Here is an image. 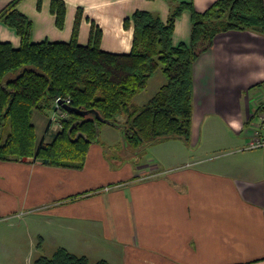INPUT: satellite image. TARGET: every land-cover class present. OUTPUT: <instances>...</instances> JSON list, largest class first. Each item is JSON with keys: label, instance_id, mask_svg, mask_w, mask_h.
Returning a JSON list of instances; mask_svg holds the SVG:
<instances>
[{"label": "crops", "instance_id": "obj_1", "mask_svg": "<svg viewBox=\"0 0 264 264\" xmlns=\"http://www.w3.org/2000/svg\"><path fill=\"white\" fill-rule=\"evenodd\" d=\"M11 1L0 0V12ZM38 1L18 4L33 21L34 41H70L82 9L80 43L90 42L95 22L103 30L102 48L115 53L132 50L134 24L127 27L125 20L137 10L158 13L167 22L172 9L168 0H64L66 21L59 27L52 0H43L41 8ZM178 1L205 11L216 0ZM191 21L190 10L177 18L175 44L190 42ZM0 42L19 48L21 37L0 21ZM193 73L190 146L230 151L194 162L161 158L163 170L154 160L135 165L121 128L110 125L116 129H107L106 143L102 126L82 169L39 159L0 160V223L34 225L43 239L40 248L33 244L38 256L52 257L63 247L92 264H264V149H245L256 128L255 107L264 103V85L257 86L264 81V34L219 33ZM159 88L152 96L145 89L135 104H146Z\"/></svg>", "mask_w": 264, "mask_h": 264}, {"label": "trees", "instance_id": "obj_2", "mask_svg": "<svg viewBox=\"0 0 264 264\" xmlns=\"http://www.w3.org/2000/svg\"><path fill=\"white\" fill-rule=\"evenodd\" d=\"M20 1H11L0 12V21L21 37L19 48L0 42V160L8 162L39 159L49 166L82 169L103 124L119 126L135 151L174 138L190 146L195 62L221 32L264 34V0H216L205 11H198L193 2L168 0L172 9L167 22L146 10L128 17L125 26L134 24L132 50L115 53L102 48L103 30L95 22L90 42L80 43L82 9L70 41H34L33 21L18 9ZM42 3L38 1L39 8ZM185 10L192 14L191 39L175 44L176 21ZM51 11L63 27L66 2L52 0ZM159 69L166 82L146 104H135L136 96ZM263 85L264 81L257 86ZM59 98H69L71 106L89 112L84 116L68 112L62 104L67 111L62 127L51 130L49 121L48 138L39 139L34 113L55 112ZM34 264L92 263L60 247L52 257L38 256ZM96 264L109 263L100 260Z\"/></svg>", "mask_w": 264, "mask_h": 264}, {"label": "rangeland", "instance_id": "obj_3", "mask_svg": "<svg viewBox=\"0 0 264 264\" xmlns=\"http://www.w3.org/2000/svg\"><path fill=\"white\" fill-rule=\"evenodd\" d=\"M151 79L152 80L149 82V86L145 90L144 95L152 96L163 84L162 82L166 78L162 70L159 69ZM52 114L53 110L45 112L35 111L33 121L36 124V131L39 139L46 134L47 120H49ZM216 124L221 125V120L216 122ZM107 129H111L113 131V129L116 128L110 126V124H103L100 137L106 143H108L107 141L111 139ZM198 145L199 146L193 147L188 146L182 140L177 138L167 139L157 142L153 145L146 146V148L143 149L144 151L142 154L140 153L139 155H133L135 150H131L129 155L131 156L130 159L135 165L136 163L144 164L142 161L144 162L154 160V162L151 163H157L161 166V170H163L164 168L162 167V161L160 160L161 158L165 159L169 163L174 160L185 162L188 160L190 162H194L206 157H218L222 153H226L227 151L231 150V148H222L216 151L208 152L203 148H200V143H198ZM107 149H109V152L115 153V149H111L109 146ZM119 150H122V148H119ZM173 152L177 155V157H172ZM144 167L148 166L144 165ZM35 230L36 229L34 225L25 226L24 223H21V221H17L15 224H11L9 221L1 222L0 264H34V261L38 257L39 253L33 249V244L35 243V248H39L38 245L40 242V236L35 234ZM32 249L34 251L31 253ZM47 252L43 254H47Z\"/></svg>", "mask_w": 264, "mask_h": 264}, {"label": "built area", "instance_id": "obj_4", "mask_svg": "<svg viewBox=\"0 0 264 264\" xmlns=\"http://www.w3.org/2000/svg\"><path fill=\"white\" fill-rule=\"evenodd\" d=\"M61 98L56 103V111L50 117V128L54 131L62 127L61 118L67 117V111L62 109V104L66 103L70 105L71 100L69 98L64 99L63 103H60ZM256 113V128L251 139L248 141L245 149H264V103L258 104L255 107Z\"/></svg>", "mask_w": 264, "mask_h": 264}, {"label": "water", "instance_id": "obj_5", "mask_svg": "<svg viewBox=\"0 0 264 264\" xmlns=\"http://www.w3.org/2000/svg\"><path fill=\"white\" fill-rule=\"evenodd\" d=\"M60 103H63V100H60ZM63 105H64V108H65L68 112H75V113H77V114H79V115H82V116L87 115L88 112H89V111H86V110L78 109V108L73 107V106H71V105H69V104H66V103H63Z\"/></svg>", "mask_w": 264, "mask_h": 264}]
</instances>
